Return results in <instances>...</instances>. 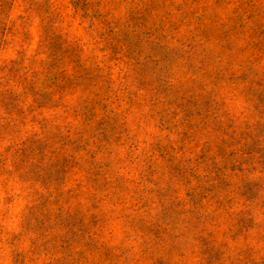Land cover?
I'll return each instance as SVG.
<instances>
[{
  "label": "rangeland",
  "instance_id": "rangeland-1",
  "mask_svg": "<svg viewBox=\"0 0 264 264\" xmlns=\"http://www.w3.org/2000/svg\"><path fill=\"white\" fill-rule=\"evenodd\" d=\"M0 264H264V0H0Z\"/></svg>",
  "mask_w": 264,
  "mask_h": 264
}]
</instances>
